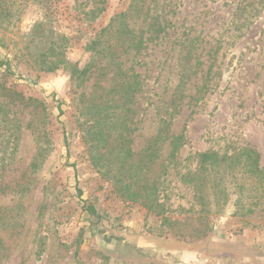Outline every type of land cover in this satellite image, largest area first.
<instances>
[{
	"label": "rangeland",
	"instance_id": "rangeland-1",
	"mask_svg": "<svg viewBox=\"0 0 264 264\" xmlns=\"http://www.w3.org/2000/svg\"><path fill=\"white\" fill-rule=\"evenodd\" d=\"M121 14L134 38L100 37ZM0 61V264H138L113 254L133 238L264 251V0H0ZM240 148L263 179L199 201L197 154Z\"/></svg>",
	"mask_w": 264,
	"mask_h": 264
},
{
	"label": "trees",
	"instance_id": "trees-1",
	"mask_svg": "<svg viewBox=\"0 0 264 264\" xmlns=\"http://www.w3.org/2000/svg\"><path fill=\"white\" fill-rule=\"evenodd\" d=\"M124 17L125 16L123 14L113 17L110 24L102 29L100 37L105 35V33H109L108 35L112 36L113 38H117L123 41H126L128 37L134 38L133 32L128 29V25L123 20ZM159 28L161 32H164V27H162L160 23ZM156 38H158V35L156 36ZM101 44L102 39L98 38L91 45L90 50L92 52H96L99 55L101 53V51H99ZM58 63H63L64 66L67 67L71 79L78 83L85 82L90 76V65L80 67L78 63H66V61L63 60H60ZM58 63H52L51 67H49V70H55L56 68H58L56 67V64ZM6 64L7 63L0 61V67H4L6 66ZM173 137L176 148H178V144L182 142L184 136L183 134H180ZM131 153L132 151L129 149L126 154V158L129 159L131 157ZM197 158L199 165L198 178L190 179L189 183L193 184L197 199L203 203L208 198L207 196H209V189H212L211 194L214 195L216 205L225 206L227 204L229 194L228 188L224 184V181L225 178L231 176L232 173H235L237 171L238 173H242V175L245 177L244 179H247V181L255 180L257 178L263 179V170L260 164L261 156L256 150L252 148H240L236 153L231 155H229L228 153H224V155H221L218 152L210 151L197 154ZM238 188L241 192V195L245 194V191H249L251 189L250 187L248 190L247 186L244 183L241 184ZM159 190L160 189L155 188L154 193H152L148 197L146 206L149 210L158 212L159 215H162L166 210V205L165 202H160V193L163 191ZM260 201L261 198H258V202ZM84 209L92 218H99V210L95 205L86 202L84 205Z\"/></svg>",
	"mask_w": 264,
	"mask_h": 264
},
{
	"label": "water",
	"instance_id": "water-1",
	"mask_svg": "<svg viewBox=\"0 0 264 264\" xmlns=\"http://www.w3.org/2000/svg\"><path fill=\"white\" fill-rule=\"evenodd\" d=\"M129 246L117 244L113 251L114 256L122 261H133L138 264L154 263L167 264L163 260L171 257L177 260L178 264H197L198 256L202 251L201 244H188L169 241L158 238H133L128 240ZM221 247V246H220ZM225 251H235L239 249L234 245H223ZM225 251H209L207 256L203 255L208 261H218L223 258ZM227 251V252H228ZM160 258H162L160 260Z\"/></svg>",
	"mask_w": 264,
	"mask_h": 264
},
{
	"label": "flooded vegetation",
	"instance_id": "flooded-vegetation-1",
	"mask_svg": "<svg viewBox=\"0 0 264 264\" xmlns=\"http://www.w3.org/2000/svg\"><path fill=\"white\" fill-rule=\"evenodd\" d=\"M103 235L104 242L106 246L112 244L113 242H125L127 241L124 238H108L105 233ZM201 244L202 251H200L197 264H264V251L252 250V249H237L235 251H228L224 247H220L219 243L214 241L212 237L207 238V240ZM209 251H225L223 258H220L218 261H208L206 258H202L203 255L207 256ZM228 251V252H227ZM162 258H160L161 260ZM167 264H178L177 260L173 257L163 260ZM189 264H193L190 262Z\"/></svg>",
	"mask_w": 264,
	"mask_h": 264
}]
</instances>
